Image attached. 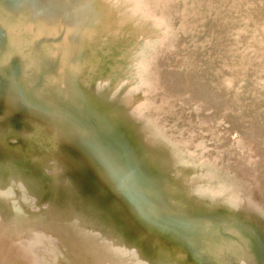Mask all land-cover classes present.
Segmentation results:
<instances>
[{"label": "bare ground", "instance_id": "obj_1", "mask_svg": "<svg viewBox=\"0 0 264 264\" xmlns=\"http://www.w3.org/2000/svg\"><path fill=\"white\" fill-rule=\"evenodd\" d=\"M210 1L214 6L207 21H213L201 32V20L194 18L209 11L205 3ZM186 2L34 0L15 14L7 0H0V264H73V251L58 254L56 249L78 237L82 239L80 244L72 241L73 250L83 255L85 264H176L167 256L181 245L192 254L197 251L205 264H232L222 255L238 246L235 236L225 232L230 221L224 216L216 220L213 210L232 190L241 191L240 196L231 192L236 194L230 204L234 208L264 198V0H198L189 14L183 8L188 9ZM52 4L63 7L53 9L55 19L46 23L41 16L35 21V6L41 14ZM231 11L235 23L228 26ZM140 19L152 26L138 28ZM54 26L56 36L65 39L63 46L51 42ZM78 26L82 36L74 33ZM157 79L161 83L154 84ZM227 79L237 82L226 87ZM97 93L114 102L100 111ZM238 101L246 103L243 110L232 108ZM83 117L91 129L76 126ZM225 120L237 124L236 131ZM67 125L73 130L71 140L83 136L86 141L98 129L108 136L120 127L122 136L114 146L97 153L91 151L90 140L74 147L70 141L59 143L74 158H105L107 168L75 166L67 155V162L57 165L55 158L63 151L49 135L60 139L61 126ZM4 131L20 150L10 151ZM238 132L249 139L246 153L232 141ZM123 133L138 139L130 142ZM110 166L116 169L114 178L125 176L144 199L117 202L114 220L105 210V224L132 226L123 232L108 231L90 215L88 221L73 212L74 197L83 205L86 200H114L121 185L103 184ZM87 178L96 181V193ZM143 185L150 191L142 192ZM88 192L94 195L90 201ZM56 198L62 207L46 220H31L57 206ZM141 206L146 207L145 224L132 215ZM97 216L103 219L101 212ZM158 238L168 241L167 248L157 245ZM53 252L58 256L51 257ZM244 259L246 251L235 264H244Z\"/></svg>", "mask_w": 264, "mask_h": 264}, {"label": "water", "instance_id": "obj_2", "mask_svg": "<svg viewBox=\"0 0 264 264\" xmlns=\"http://www.w3.org/2000/svg\"><path fill=\"white\" fill-rule=\"evenodd\" d=\"M142 1H145V0H142ZM164 1H165V3H168L169 1H171V2L173 1L174 2L175 0H164ZM196 1H198V0H187L186 3L188 5V9H187V6H186V8L185 7H183V8H184V10H186V12L188 14L189 13H192V10H191L192 4H195ZM210 2H211V4L210 3L207 4V2L205 3V7L207 8V10L212 9V6H214V2H212V1H210ZM229 3L231 4V1ZM176 5H178V1H177ZM241 9H243V7H241ZM175 11H176L177 14L179 12H181L179 6H176L175 7ZM193 11L195 13H198L199 12L198 10L197 11L193 10ZM210 11L211 10L206 11V9H205L204 11L200 12L201 15H199V14L196 15L197 16L196 18L193 17L197 21L198 20H201L200 24L198 25V27H200V29H201L200 30L201 32H203L206 29V27L210 24V22L213 21V19H210V22L207 21V17H208V14H209ZM17 12L18 11L16 10L14 13L16 14ZM176 13H175V15H176ZM234 13H235L234 11H233V13L231 11L229 15L226 14L231 19V22H229L228 26H233L234 25L233 23H235L233 21V19H232V14L234 15ZM17 16L18 15H16V17H14L15 19H13V17H12V19H10L9 22L10 23L11 22L13 23L14 20L17 19ZM204 18H206V19H204ZM140 20L141 21H139L138 24H137V27L138 28H141L142 29L144 26H147V27H148V25L149 26H152V22L150 20L149 21H145L144 19H140ZM202 21H204V22H202ZM205 22H206V24H205ZM122 23H123L122 26H124V27L127 26L125 24V21H122ZM224 23L227 24V22H224ZM130 25H132V23H130ZM218 25L219 26H222L220 24H218ZM94 26L95 25L93 24V26H92L93 28L92 29L95 28ZM82 29H83L82 26H78V29L76 31H74V33H77L78 35L79 34L81 35L82 34ZM58 31L59 30H58L57 26H54L53 29L50 30V32H51L50 37H51L52 40L53 39H56V37H57L56 35H57ZM54 43H55V46L57 47L56 41H54ZM218 50H215V52L218 51ZM107 64H109V62ZM106 68H107V66H106ZM104 75L105 74H103V76ZM134 75L136 77L135 81H139L140 80L139 79V75L138 74H134ZM104 79L106 80L107 78H104ZM122 80H126V79L123 78ZM157 80H158V81H156L157 83H154V84L161 83V81H159L161 79H157ZM227 81H228V84H227L226 87H232V86L235 85V82H237V81H234V80L232 81L231 79H227ZM217 82H218L217 84H222V87H223V80L222 79H219ZM152 86L153 85H151V83L150 84H147V88H149V89H151ZM219 88H220V86H219ZM221 88H220V90H221ZM62 92H63V90H59L58 92H56V93H58V97L59 98L62 95ZM64 93H66L65 90H64ZM94 98L97 99V100L98 99L101 100V102H98L99 103L98 107H101L102 108V109H100V111L103 110L109 104H112L114 102V100H110L109 101V100H106V99H102L101 98V94L98 95V93L97 94H94ZM125 98H127V99H125L126 102H127L129 100V98L127 96ZM117 101L119 103H124L123 101H119V99H117ZM192 102L195 105L197 104V101H195V100L192 101ZM206 104H207L206 106H208V104L210 106V103H206ZM245 105H246V103L245 104H242V103H240V101H238V103L235 104V105H233L232 108H236L237 107L236 110L239 111V110H243V107H245ZM189 106H190L189 108H191V105H189ZM136 107L138 109V108H141L142 105H137ZM65 108H66V106H65ZM72 114H73L72 117L77 120L79 116H77L76 111H73ZM225 114H228V113L225 111L224 115H221L222 116L221 118H225L224 117V116H226ZM88 121H89L88 117H83L81 119V121H79L78 123L76 122V126L80 130L81 129H91L92 128V124H89ZM224 123H225L226 126L229 124L232 127L233 131H236L237 124L230 123L228 120H225ZM60 124L62 125V123H60ZM116 127H117V129L113 128L111 130L110 135H108V136L105 135V133L102 130H100V129H98L96 131L95 135H93L92 138H91L90 135L87 136V137H90V139H87V141L88 140L92 141L91 151L94 152V153H97L98 151H101L102 150L101 148H103V147H105L106 149L108 148V146L109 147H113L114 146L113 145L114 142L118 138H120V136H122V134H120V127L118 125H116ZM10 129H11L12 132H15V133L17 131L14 128H11V127H10ZM72 132H73V130L71 129V126H68L67 125L66 127L65 126L64 127L61 126V137H60V139L57 136H50L49 135V139H51L52 143L54 144V147H57L58 150H62L63 151L58 156V158H55V160L57 161V165H58V162H59V165L60 164H64L65 162H67L65 160L66 159L65 155H67L71 159L72 163L75 166L76 165L77 166L78 165L79 166L82 165V167H87V166L90 165L93 168V167H97L96 164H99V165H102L103 168L104 167L107 168L105 166L106 163H107L105 158H100L98 156H94L93 154H90V155L88 154L87 155L88 158L86 160H83V157H80L79 158V156L76 157L77 158L76 159V158L73 157L72 154L67 153V151H66L67 148H66V150H65L64 147L62 148V146L60 144L62 143V145H64L65 142H67V141L73 142L72 147H74V143L75 144H81L80 142H83V143L87 142L86 139L82 138L83 136L80 139H77L76 137H74V139L71 140V138H72L71 136L73 135ZM2 133H3L2 134V137H4V139H6V143L8 144L10 151L14 150L15 148L16 149H19V150L21 149L20 146L18 145V142L17 143H12V142H10L8 140L9 138H8V135H7V131H4ZM15 133L12 134L13 136L11 135L12 138H15ZM123 134H126V136L124 138L126 140H129L130 142H132L133 139H138L137 136L136 137H133L131 139V137L129 138V136L127 135V133H123ZM232 138H233L232 141L235 144L238 145V148H239L240 151H242L244 153H246L247 151H249V148H250L249 145L250 144L248 143L249 142L248 141L249 139H248V137H246V135H243L242 133H239L238 132L237 135H233ZM145 147H150L149 143L148 144L146 143L145 144ZM22 151H24V150L22 149ZM69 151L72 153V150L69 149ZM0 163H4V162L0 159ZM116 168H118V167H116ZM119 168L122 169V170H124V168L121 167V166H119ZM111 171H113V172H111ZM115 172H116L115 167H112L111 168V166H110L109 169L106 170V173H107L106 175H108V176H107V178L103 182V184H109V182L112 183V181H115V182H118L119 183V186L121 185L119 188L116 189V191H117L116 192V196L114 197V200L112 201L114 204L112 202H110V201L108 203V202L104 201V199H100V198L97 201H90L89 200L90 197L94 196L93 194H90V192L91 191H94L93 193H96L95 190H96L97 186H95V184H96L95 182L96 181H94V179H91L90 180V179L87 178L88 179V183H90V188L89 189L91 190L90 192L87 193V199L90 202H87V200H86L84 202V205H83V203H81L80 197H78V198L77 197H74V200L76 201L77 207H76L75 210H73V212H74L75 216L78 219L85 217L88 221H89V215H90L92 217V222L95 225H97V224H104V226L107 225L108 231H110L111 229H114V228H118L117 229L118 232L119 231H122V230L123 231H127L130 228H132V226L128 222H126L124 225H122V227L121 226L114 225V222L115 221H113V224H111L110 222L107 223V224H105L107 222V220L103 217L104 214H105V210H108V213L110 215V220L111 219L114 220V217L117 216L116 209L118 208V206H115V205H117V202H121V200H126V201H132V203H140L144 199L142 198V195H141V193L139 191L137 192L135 189L132 190V188L130 187V185L126 183V181L128 179L125 176L124 177H120V178H117V177L114 178L116 176V173ZM94 174H95V177H96L97 174L96 173H94ZM130 174H133V172H130ZM84 176L86 177V174ZM75 184L78 185V183H76V182H75ZM143 191L144 192H149L150 189H149V187H145V185H143L142 192ZM236 191L237 190H232L231 192L236 193ZM231 192H229L228 197L225 196L224 199L227 198V200L220 201L218 203V205L216 203L214 205V208L215 209L213 210V213L215 214V216L218 217V218H216V220L217 219L218 220H222L223 218H221V216L222 217L224 216V218H226L228 221H230V225L229 226L233 230L230 227H226L225 232H228V230H229L228 233H232L233 236H235L236 242L238 244L237 248H235L233 251H231L229 253H227V251H226V252L222 253V255L225 258H229L230 257L231 260H232V264H235L236 260L238 258H240V256H242V252L246 251V253H248V260L246 261L244 259L245 260V262H243L244 264H264V205L260 201V200L263 201L264 198H261L260 197L261 198L260 200L259 199H256L255 201H251V203H249V204L248 203H244V204H240V205L236 204V206H238V207L237 208H234V206L230 205L231 203H233L231 200H234V198L236 197V194H237V196H238V194L240 196V193L239 192H241V191L240 190L237 191L238 193H236L235 195L233 193H231ZM79 194L80 193H76L77 196ZM57 198L56 199H53V201H55L54 205L56 204L57 206H55V207L54 206H51L48 210L41 211L40 214L38 213L39 215H37V216L34 215V217H32L31 220H34L35 221V217H36V219L38 217L43 218L45 220L48 219L52 215V212L53 213L56 212L55 211V210H57V209H55L56 207L57 208H60L59 206L62 207V205H63L62 204V201L59 200V199H57ZM70 198L72 200V197H70ZM104 203L107 204L108 207L103 210V208L101 207V205L104 204ZM144 203L146 204V202H144ZM131 209H133L131 206L128 207V208H126V214L124 215V217H128L127 213ZM145 210H146V207H142L141 206L138 209L135 208V210L132 212V215L133 216L136 215L138 217V222L141 223V224H145V221H146V218L143 216V212H145ZM218 210L221 212V215H217ZM98 212H101L102 213V218L103 219H101L100 217L97 216ZM233 215H234V218L233 219H229ZM25 216H28V215H25ZM25 220H27V219L25 218ZM128 220H129V218L128 219H125L124 221H128ZM77 226H79V227H76V229L74 231H76V233L79 234V229H84L86 227V224L84 223V224H80V225H77ZM146 232H148V231H146ZM152 235H154V233H152ZM81 239H82V237H78L77 240H76V238H73V240H68L67 244L64 247L59 248V249H56V253L59 254V251H60V253L62 254L64 251H66L67 253H65V254H68L69 255V253L71 251H73V253L71 254V259L73 260V264H85V259H84V257H82L83 255L80 256V254H78V252H75L74 251L75 250V248H74L75 245H73V242H72V241H77L80 244V240ZM158 239H159L158 241H159L160 244H157V245H159V247H160V245L162 244L164 247L167 248V245H166L167 243H165V242H168V241H164L163 239H160V238H158ZM185 248L186 247H183L181 245L177 249V251H175V253L172 252V253L169 254V256H167V257H169L168 260H171L172 263H176V264H184V263H187V264H196L198 261L199 262L197 264H200V263L201 264H205L198 257L197 251L192 254L191 249L190 250L189 249L187 250ZM56 253L53 252L52 255H51V257L58 256ZM74 253H75V255H74ZM29 256L32 259L35 258L32 254L30 255V253H29ZM51 259L53 260V258H51ZM190 260H192L193 262L191 263ZM35 262H36V260H35Z\"/></svg>", "mask_w": 264, "mask_h": 264}, {"label": "rangeland", "instance_id": "obj_3", "mask_svg": "<svg viewBox=\"0 0 264 264\" xmlns=\"http://www.w3.org/2000/svg\"><path fill=\"white\" fill-rule=\"evenodd\" d=\"M10 1L7 0V2L9 4H11L12 7L14 9L18 10V11L23 10L24 7L27 6V5H29V4H34V0H10ZM49 8H51V9H49ZM53 9H58L59 10V9H63V7L62 6H58L56 4H52L51 7L48 5L47 11L46 12H42L40 14L39 10L35 6V17H36L35 21H38V18L41 17V16L43 17V22H46V23L49 22V21L54 20L55 19V16H54ZM54 41H56L57 46L60 47V46H63L65 39L61 35H58L56 37V39H53V40L51 39L52 44H54V46H55Z\"/></svg>", "mask_w": 264, "mask_h": 264}]
</instances>
